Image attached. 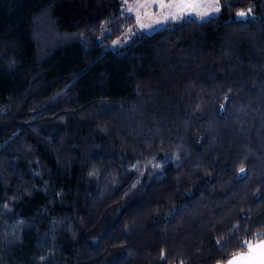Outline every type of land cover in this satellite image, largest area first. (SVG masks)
I'll return each instance as SVG.
<instances>
[{"label": "trees", "instance_id": "16d2710c", "mask_svg": "<svg viewBox=\"0 0 264 264\" xmlns=\"http://www.w3.org/2000/svg\"><path fill=\"white\" fill-rule=\"evenodd\" d=\"M123 1L0 0V264H227L264 237V0L113 50Z\"/></svg>", "mask_w": 264, "mask_h": 264}, {"label": "rangeland", "instance_id": "374dc122", "mask_svg": "<svg viewBox=\"0 0 264 264\" xmlns=\"http://www.w3.org/2000/svg\"><path fill=\"white\" fill-rule=\"evenodd\" d=\"M122 11L133 17L135 23L114 41L110 46L113 50L125 47L138 34H152L171 23L215 17L220 14V7L218 0H133L123 1Z\"/></svg>", "mask_w": 264, "mask_h": 264}, {"label": "snow or ice", "instance_id": "6c2138e0", "mask_svg": "<svg viewBox=\"0 0 264 264\" xmlns=\"http://www.w3.org/2000/svg\"><path fill=\"white\" fill-rule=\"evenodd\" d=\"M243 171L244 169L241 168V172ZM239 247L245 248L247 254L234 255L232 260L229 261V264H236L238 261H243L244 264H264V237L255 241H244Z\"/></svg>", "mask_w": 264, "mask_h": 264}, {"label": "crops", "instance_id": "0c3cea01", "mask_svg": "<svg viewBox=\"0 0 264 264\" xmlns=\"http://www.w3.org/2000/svg\"><path fill=\"white\" fill-rule=\"evenodd\" d=\"M247 253H245V255H246ZM232 260V259H231ZM227 264H229V262L227 263ZM236 264H244V262L243 261H238V262H236Z\"/></svg>", "mask_w": 264, "mask_h": 264}]
</instances>
